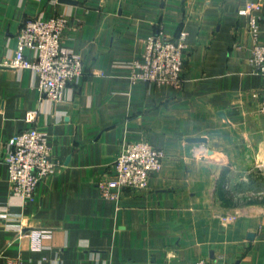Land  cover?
Wrapping results in <instances>:
<instances>
[{"label":"crops","instance_id":"0c3cea01","mask_svg":"<svg viewBox=\"0 0 264 264\" xmlns=\"http://www.w3.org/2000/svg\"><path fill=\"white\" fill-rule=\"evenodd\" d=\"M251 2L263 9L264 43V0H0V264H264V202L226 207L218 196L228 170L229 195L264 200V114L251 95L264 80L239 14ZM62 14V46L85 73L51 102L31 70L1 64L26 20ZM180 31L182 83L131 85L121 66L150 36ZM30 127L46 134L58 169L23 203L11 193L5 142ZM140 141L163 152L162 170L146 189L104 197L98 182Z\"/></svg>","mask_w":264,"mask_h":264},{"label":"built area","instance_id":"2783aa9c","mask_svg":"<svg viewBox=\"0 0 264 264\" xmlns=\"http://www.w3.org/2000/svg\"><path fill=\"white\" fill-rule=\"evenodd\" d=\"M262 11L258 2H251L239 14L249 17V31L254 39L250 63L254 72L264 80V43L259 41ZM67 28L68 17L63 14L47 21L26 20L17 36L15 55L1 64L15 70H31L39 78L42 95L51 102L61 101L65 88L70 83L77 82L85 73L82 58L62 46ZM144 44L140 58L121 66L125 69L130 84L179 86L183 81L184 59L188 49L186 33L180 31L175 39L152 35ZM27 49L32 50L35 55L26 56ZM251 95L255 99L261 98L259 112L264 114V85L260 91L252 92ZM35 118L36 112H30L26 120L31 123ZM163 159V152L149 142L128 143L116 158L111 172L97 186L104 197L112 200H117L120 192L126 189H146L151 177L162 170ZM4 161L9 172L12 196L23 203L33 201L40 181L54 175L58 169L46 134L35 127L17 133L5 142ZM231 218L226 217L225 220ZM6 264L17 262L12 260ZM193 264L212 263L201 259Z\"/></svg>","mask_w":264,"mask_h":264},{"label":"trees","instance_id":"16d2710c","mask_svg":"<svg viewBox=\"0 0 264 264\" xmlns=\"http://www.w3.org/2000/svg\"><path fill=\"white\" fill-rule=\"evenodd\" d=\"M227 174L228 170L224 171L222 173L220 184L218 186V196L220 197L222 203L226 207H238L242 205H257L262 204L264 200H259L258 198H242L235 200L233 196L229 195L227 191L225 190V185L227 183Z\"/></svg>","mask_w":264,"mask_h":264},{"label":"water","instance_id":"95a60500","mask_svg":"<svg viewBox=\"0 0 264 264\" xmlns=\"http://www.w3.org/2000/svg\"><path fill=\"white\" fill-rule=\"evenodd\" d=\"M192 142H206V140L205 139H192L191 140Z\"/></svg>","mask_w":264,"mask_h":264},{"label":"rangeland","instance_id":"374dc122","mask_svg":"<svg viewBox=\"0 0 264 264\" xmlns=\"http://www.w3.org/2000/svg\"><path fill=\"white\" fill-rule=\"evenodd\" d=\"M259 3V2H258Z\"/></svg>","mask_w":264,"mask_h":264}]
</instances>
